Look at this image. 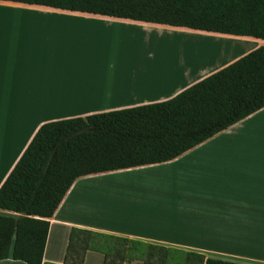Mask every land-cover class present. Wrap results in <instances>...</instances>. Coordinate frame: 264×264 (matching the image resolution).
I'll list each match as a JSON object with an SVG mask.
<instances>
[{"label":"crops","instance_id":"0c3cea01","mask_svg":"<svg viewBox=\"0 0 264 264\" xmlns=\"http://www.w3.org/2000/svg\"><path fill=\"white\" fill-rule=\"evenodd\" d=\"M5 3L0 1V21L20 27L0 28V187L43 124L166 101L264 45L250 37ZM76 26L154 30L187 43L173 62L107 68L88 63L93 49L81 45L96 35L73 31ZM140 169H158L172 196L167 206L141 212L143 224L117 223L119 215L112 212L94 217L79 210L82 184ZM0 216L18 214L0 209ZM72 228L206 259L264 264V108L172 161L75 180L49 219L44 263L64 262ZM0 264L26 263L8 258ZM83 264H104V256L87 251Z\"/></svg>","mask_w":264,"mask_h":264},{"label":"trees","instance_id":"16d2710c","mask_svg":"<svg viewBox=\"0 0 264 264\" xmlns=\"http://www.w3.org/2000/svg\"><path fill=\"white\" fill-rule=\"evenodd\" d=\"M0 1L264 41V0ZM262 108L264 45L166 101L43 124L0 187V209L18 214L0 216V260L52 264L49 219L78 178L172 161ZM87 251L104 264H243L78 228L62 264Z\"/></svg>","mask_w":264,"mask_h":264},{"label":"rangeland","instance_id":"374dc122","mask_svg":"<svg viewBox=\"0 0 264 264\" xmlns=\"http://www.w3.org/2000/svg\"><path fill=\"white\" fill-rule=\"evenodd\" d=\"M0 9V14H4ZM20 24L13 21H0V28H15ZM73 31L91 30L92 42L81 47L93 49L94 56L88 60L91 65L107 68H130L132 66H156L158 63L174 61L175 53L187 43L167 33L154 30L90 28L76 26ZM119 30V31H118ZM114 31V32H113ZM117 31V32H116ZM118 34V35H117ZM222 47V44H218ZM113 175L95 177L91 185L83 187L77 206L91 216L98 214L118 216L117 223H142V213L157 210V206L168 205L170 192L156 170H135L130 173H112ZM118 214V215H116ZM141 214V215H139ZM108 217V218H109ZM140 221V222H139ZM131 264V263H130Z\"/></svg>","mask_w":264,"mask_h":264},{"label":"bare ground","instance_id":"6f19581e","mask_svg":"<svg viewBox=\"0 0 264 264\" xmlns=\"http://www.w3.org/2000/svg\"><path fill=\"white\" fill-rule=\"evenodd\" d=\"M119 31V30H118ZM114 32V31H113ZM117 32V31H116ZM118 35V34H117Z\"/></svg>","mask_w":264,"mask_h":264}]
</instances>
